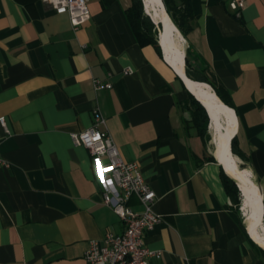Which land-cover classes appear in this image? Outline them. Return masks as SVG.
<instances>
[{"label": "crops", "instance_id": "0c3cea01", "mask_svg": "<svg viewBox=\"0 0 264 264\" xmlns=\"http://www.w3.org/2000/svg\"><path fill=\"white\" fill-rule=\"evenodd\" d=\"M228 1L190 0L184 59L188 51L192 71L233 111L235 157L264 200V0H245L239 17ZM87 4L90 19L73 30L41 0H0V117L9 130L0 126L9 163L0 167V264H87L90 241L124 231L103 202L106 159L71 138L91 126L94 109L156 194L161 221L143 239L161 255L150 264H264L241 203L223 187L222 174L230 177L185 125L194 97L161 50L136 41L131 0ZM127 205L141 209L135 197Z\"/></svg>", "mask_w": 264, "mask_h": 264}, {"label": "built area", "instance_id": "2783aa9c", "mask_svg": "<svg viewBox=\"0 0 264 264\" xmlns=\"http://www.w3.org/2000/svg\"><path fill=\"white\" fill-rule=\"evenodd\" d=\"M49 5L56 14L65 15L76 30L90 19L88 0H41ZM230 12L240 16L245 8V0H229ZM130 73V69L125 70ZM94 88H111L109 82L101 83L93 80ZM93 121L89 128L71 134L75 145L86 148L90 155L99 161L106 159L101 169L103 184L102 198L105 205L124 223L125 229L119 234L106 232L100 240L89 242L84 259L87 264H150L152 258H159L161 253L150 249L144 243V233L150 231L161 221L160 215L153 210L156 194L143 179L136 162H125L119 153L112 137L106 130L104 116L98 109L92 111ZM0 126L4 134H8L5 118L0 117ZM1 142V137H0ZM0 167L8 168L0 154ZM107 174V177L104 175ZM135 197L140 211L128 207V201Z\"/></svg>", "mask_w": 264, "mask_h": 264}, {"label": "bare ground", "instance_id": "6f19581e", "mask_svg": "<svg viewBox=\"0 0 264 264\" xmlns=\"http://www.w3.org/2000/svg\"><path fill=\"white\" fill-rule=\"evenodd\" d=\"M154 12L159 19L169 18L166 10L161 9L159 0L152 1ZM162 2V0H161ZM163 4V2H162ZM163 8L164 4H163ZM167 16V17H166ZM167 25V23L165 22ZM167 27H169L167 25ZM173 29L172 26H170ZM173 31V30H172ZM160 47L166 61L181 75L186 86L205 105L209 113V129L214 145L213 154L222 163L227 173L236 181L240 188L241 209L244 213L247 231L253 242L264 249L263 198L260 190L252 181L249 172L240 167L235 155L231 152L230 142L233 138L236 121L233 111L225 106L215 93L205 84L192 80L184 72V41L180 32L173 31L171 36H162ZM237 187V185H236Z\"/></svg>", "mask_w": 264, "mask_h": 264}, {"label": "trees", "instance_id": "16d2710c", "mask_svg": "<svg viewBox=\"0 0 264 264\" xmlns=\"http://www.w3.org/2000/svg\"><path fill=\"white\" fill-rule=\"evenodd\" d=\"M165 10L169 15L172 23L175 25L177 30L183 37L192 29V13L190 10V0H162ZM127 21L132 30V33L140 46L151 45L157 51L160 52V48L157 39L152 35V31L155 30L153 23L150 21L147 15L143 12V5L141 0H131L129 8L125 11ZM156 31V30H155ZM185 74L192 80L198 82H206L205 77L201 72L192 71L189 64L188 51L185 55ZM216 96L226 105L221 91L214 89ZM193 106L191 109V118L185 121V125L194 129L197 135L201 138L203 144L206 146V126L208 123V117L204 108L192 98ZM235 138L231 139L230 148L231 152L236 155L237 151L234 147ZM210 160H214L210 157ZM215 161V160H214ZM222 184L227 195L231 198L235 205L239 206L241 198L239 195L238 188L235 183L228 178L225 174H222ZM263 219H264V200H263Z\"/></svg>", "mask_w": 264, "mask_h": 264}, {"label": "water", "instance_id": "95a60500", "mask_svg": "<svg viewBox=\"0 0 264 264\" xmlns=\"http://www.w3.org/2000/svg\"><path fill=\"white\" fill-rule=\"evenodd\" d=\"M142 1V5H143V12L145 15H147L150 19V21L158 27V36H157V42H158V45L160 47V41H161V37L162 36H171V34H173V31H177V28L175 27L174 24H171L170 20L166 19V21H163L162 19H159L158 15L155 14L154 12V8H153V2L152 1H155V0H141ZM159 2L161 3L160 6H161V9H163V11L165 12V9L163 8V4L161 2V0H159ZM165 22L167 23V25L169 27H167V25L165 24ZM170 26L173 27V29L170 28ZM173 30V31H172ZM160 50L162 51L161 47H160ZM162 54H163V51H162ZM164 56V54H163ZM165 58V57H164ZM185 72V71H184ZM177 73V72H176ZM178 74V73H177ZM178 76L180 77V79L183 81L186 89L189 91V93L194 97V99L196 101H198V103L204 108L206 114H207V117H208V120H209V113L205 107V105L196 97V95L190 91V89L186 86V83L185 81L183 80V78L181 77V75L178 74ZM217 160V159H216ZM217 162L221 165L222 169L224 170V172L230 177V179L237 185V188L239 190V192L241 191L238 184L236 183V181L227 173L224 165L222 163H220V161L217 160Z\"/></svg>", "mask_w": 264, "mask_h": 264}, {"label": "rangeland", "instance_id": "374dc122", "mask_svg": "<svg viewBox=\"0 0 264 264\" xmlns=\"http://www.w3.org/2000/svg\"><path fill=\"white\" fill-rule=\"evenodd\" d=\"M149 18V17H148ZM154 25V24H153ZM154 27H155V30H153L151 33H152V35L156 38V39H158L157 38V36H158V27L157 26H155L154 25ZM206 130H207V135H206V145H207V147L210 149V150H212L213 151V149H214V145L211 143V140H212V134H211V131H210V129H209V120H208V123H207V126H206ZM239 195L241 196V194H240V192H239ZM241 206V205H240Z\"/></svg>", "mask_w": 264, "mask_h": 264}]
</instances>
